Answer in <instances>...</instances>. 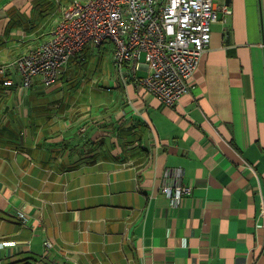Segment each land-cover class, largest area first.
Masks as SVG:
<instances>
[{"label":"crops","instance_id":"obj_1","mask_svg":"<svg viewBox=\"0 0 264 264\" xmlns=\"http://www.w3.org/2000/svg\"><path fill=\"white\" fill-rule=\"evenodd\" d=\"M72 1L0 0L10 78ZM216 4L173 106L129 71L123 81L113 42L78 53L55 84H0V264H264V0ZM175 183L192 189L177 204L162 190Z\"/></svg>","mask_w":264,"mask_h":264},{"label":"built area","instance_id":"obj_2","mask_svg":"<svg viewBox=\"0 0 264 264\" xmlns=\"http://www.w3.org/2000/svg\"><path fill=\"white\" fill-rule=\"evenodd\" d=\"M216 0H73L51 37L16 62L21 92H29L36 78L45 85L60 79L62 69L87 47L114 44V64L124 82L125 73L161 102L173 106L190 90L193 74L212 39V24L219 18ZM226 15L232 9L225 5ZM147 65L148 73L137 71ZM0 80L12 85L14 80ZM162 190L177 204L191 193L183 184H167ZM4 246L12 241L1 243ZM46 257L53 244L45 241ZM53 264H65L56 259Z\"/></svg>","mask_w":264,"mask_h":264},{"label":"trees","instance_id":"obj_3","mask_svg":"<svg viewBox=\"0 0 264 264\" xmlns=\"http://www.w3.org/2000/svg\"><path fill=\"white\" fill-rule=\"evenodd\" d=\"M44 41H45V40H44ZM20 56H21V55H20ZM20 56H19V57H20ZM19 57H18V58H19ZM18 58H17V59H18ZM16 62H17V61H16ZM0 66H3V67L5 68L4 76H8V77H9L7 66L4 65V64H1V63H0ZM15 66H16V65H15ZM1 83H2L3 85H5V84H4V80H0V84H1ZM16 85L18 86V88H20V87H21V85H20V81H19V82H18V81H14L13 84H12V85H9V86H14V87H16ZM33 85H34V82H33ZM33 85L31 86L30 90L33 88ZM5 86H8V85H5ZM30 90H29V91H30ZM30 92H31V91H30ZM27 93H29V92H27ZM23 95H24V94H23ZM18 215H20V217H24V214H21V213H20V214H18ZM45 241H46V240H45Z\"/></svg>","mask_w":264,"mask_h":264},{"label":"rangeland","instance_id":"obj_4","mask_svg":"<svg viewBox=\"0 0 264 264\" xmlns=\"http://www.w3.org/2000/svg\"><path fill=\"white\" fill-rule=\"evenodd\" d=\"M108 43H111V41L108 40V41H106L104 44H108ZM107 56H108L109 58L111 57V55H107ZM90 62H91V60L88 61V63H90ZM88 63H84V68H83V69H86V66L89 67ZM113 64H114V62H113ZM91 66H93V68H94V66H96L95 61H92ZM98 66H100V67L98 68V70L96 69V70L93 71V72H95V73H97V74H102V73H103V72H102V71H103V66H101V64H98ZM114 67H116L115 64H114Z\"/></svg>","mask_w":264,"mask_h":264}]
</instances>
